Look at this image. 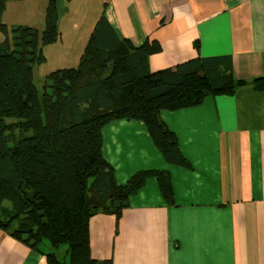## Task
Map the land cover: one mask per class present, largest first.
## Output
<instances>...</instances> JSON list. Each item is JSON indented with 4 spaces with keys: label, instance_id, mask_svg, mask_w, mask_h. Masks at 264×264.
<instances>
[{
    "label": "crops",
    "instance_id": "crops-1",
    "mask_svg": "<svg viewBox=\"0 0 264 264\" xmlns=\"http://www.w3.org/2000/svg\"><path fill=\"white\" fill-rule=\"evenodd\" d=\"M57 1L63 29L57 42L44 46L60 47L55 56L47 50L55 62L75 53L80 59L105 4L120 36L135 45L147 38L160 42V51L149 57L151 70L199 54L227 55L239 78L264 76V0ZM47 6L48 0H7L2 22L9 30L26 25L41 32ZM4 38L0 32V42ZM158 116L188 164L167 163L140 120L105 124L103 153L119 183L141 168L168 171L175 204L148 177L129 196L117 233L113 214L90 218L93 256L112 264H264V91L242 86L232 96L209 95L198 106L161 109ZM43 249L67 260L66 248L61 254L51 245ZM0 264L47 259L0 229Z\"/></svg>",
    "mask_w": 264,
    "mask_h": 264
},
{
    "label": "trees",
    "instance_id": "trees-1",
    "mask_svg": "<svg viewBox=\"0 0 264 264\" xmlns=\"http://www.w3.org/2000/svg\"><path fill=\"white\" fill-rule=\"evenodd\" d=\"M0 0V229L46 255L47 264H112L93 256L89 221L113 214L115 233L129 196L155 177L174 205L170 173L136 170L119 183L103 153L102 128L118 119L140 120L170 164H188L158 112L202 104L209 96H232L242 86L264 91V76L239 78L227 55H196L151 70L158 40L135 45L120 36L105 15L91 31L76 66L51 70L42 91L34 67L46 62L44 46L60 39L57 0H48L45 28L2 22ZM195 48L199 52L198 40ZM7 202V203H6ZM46 242V243H45ZM66 245L67 260L55 252ZM60 249V248H59Z\"/></svg>",
    "mask_w": 264,
    "mask_h": 264
},
{
    "label": "rangeland",
    "instance_id": "rangeland-1",
    "mask_svg": "<svg viewBox=\"0 0 264 264\" xmlns=\"http://www.w3.org/2000/svg\"><path fill=\"white\" fill-rule=\"evenodd\" d=\"M104 11H105V9H104ZM101 12H102V10H101ZM62 13H64V10L62 11ZM62 29H63L62 27H59L60 34H61ZM90 34H91V32H90ZM90 34H89V36H90ZM88 39H89V37H88ZM88 39H87V41H88ZM87 41H86V43H87ZM51 44H54V43H51ZM48 45H50V44H48ZM64 47H65V44H64ZM83 47H85V45H83ZM59 48L60 47H57V46L56 47L48 46V47H44L43 49H44V51L46 52L47 55H48L47 50H49L55 56V50H60ZM78 60L79 59H78V56H77L76 53L73 54L72 57H64V61L65 62H62V61L55 62V59L52 56L48 55V58H47L45 63H43L41 65H36L34 67L35 82L37 84V88H38L39 92L42 91V86H43V83L45 81V76L47 75L48 72H50L51 70H54V69H56L58 67H65V66H71V65H72V67L76 66L78 64V62H79ZM49 245L50 244L47 243V244L43 245V248H45L46 246H49ZM59 248L60 249L58 251L61 254L62 248H66V245L61 244V246Z\"/></svg>",
    "mask_w": 264,
    "mask_h": 264
},
{
    "label": "bare ground",
    "instance_id": "bare-ground-1",
    "mask_svg": "<svg viewBox=\"0 0 264 264\" xmlns=\"http://www.w3.org/2000/svg\"><path fill=\"white\" fill-rule=\"evenodd\" d=\"M142 45V44H141Z\"/></svg>",
    "mask_w": 264,
    "mask_h": 264
}]
</instances>
